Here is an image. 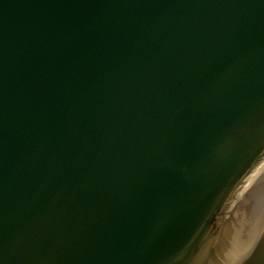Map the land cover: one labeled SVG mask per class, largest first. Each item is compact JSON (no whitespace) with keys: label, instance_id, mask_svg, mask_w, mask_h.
Masks as SVG:
<instances>
[{"label":"water","instance_id":"obj_1","mask_svg":"<svg viewBox=\"0 0 264 264\" xmlns=\"http://www.w3.org/2000/svg\"><path fill=\"white\" fill-rule=\"evenodd\" d=\"M263 158L264 0H0V264H264Z\"/></svg>","mask_w":264,"mask_h":264}]
</instances>
